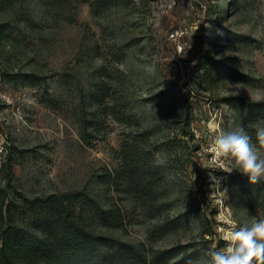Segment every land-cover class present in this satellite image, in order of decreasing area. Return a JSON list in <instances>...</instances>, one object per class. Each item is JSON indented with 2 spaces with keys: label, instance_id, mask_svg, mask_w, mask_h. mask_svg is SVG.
<instances>
[{
  "label": "rangeland",
  "instance_id": "obj_1",
  "mask_svg": "<svg viewBox=\"0 0 264 264\" xmlns=\"http://www.w3.org/2000/svg\"><path fill=\"white\" fill-rule=\"evenodd\" d=\"M0 31V181L28 196L86 190L119 216L108 228L90 212L89 227L193 264L227 247L225 228L264 219V182L211 143L264 125V0H7ZM100 68L111 94L86 134ZM149 128L155 195L108 189L101 175L119 167L122 139Z\"/></svg>",
  "mask_w": 264,
  "mask_h": 264
},
{
  "label": "trees",
  "instance_id": "obj_2",
  "mask_svg": "<svg viewBox=\"0 0 264 264\" xmlns=\"http://www.w3.org/2000/svg\"><path fill=\"white\" fill-rule=\"evenodd\" d=\"M6 1L0 0V5ZM97 72L92 95V107L97 109L84 119L86 134L100 124V117L106 113V98L111 94V77L103 68ZM255 104L251 112H263L262 105ZM152 130L125 135L119 167L101 175L104 186L119 192L127 184L144 198L155 195L160 172L152 157ZM163 144L166 149L176 146V137ZM11 182L7 176L0 181V264H182L193 259V254L177 258L175 249L148 251L89 227L86 222L90 212L108 228L117 226L119 216L110 202L104 204L86 190L28 196Z\"/></svg>",
  "mask_w": 264,
  "mask_h": 264
},
{
  "label": "clouds",
  "instance_id": "obj_3",
  "mask_svg": "<svg viewBox=\"0 0 264 264\" xmlns=\"http://www.w3.org/2000/svg\"><path fill=\"white\" fill-rule=\"evenodd\" d=\"M249 127L254 130L255 139L241 126L232 132H220L212 137L211 143L218 155L231 158L238 166L236 169L248 177L250 184L255 185L264 182V158L258 152V146H264V125L254 123ZM213 169H221L226 173L233 171L231 167L220 165ZM209 179L212 193H219L227 199L226 190L219 189L217 178L210 175ZM221 239L227 247L206 249L204 264H264V219L250 226L225 228ZM186 264H193V261L187 260Z\"/></svg>",
  "mask_w": 264,
  "mask_h": 264
}]
</instances>
